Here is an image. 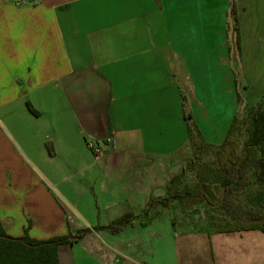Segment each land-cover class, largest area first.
<instances>
[{"label":"crops","instance_id":"1","mask_svg":"<svg viewBox=\"0 0 264 264\" xmlns=\"http://www.w3.org/2000/svg\"><path fill=\"white\" fill-rule=\"evenodd\" d=\"M238 63L254 104L264 96V0H0L5 233L47 240L87 230L58 246L59 264H264L259 230L186 228L197 250L176 246L170 209L145 226L139 218L189 154L181 93L194 122L215 126L206 103L214 74L228 83L232 118ZM200 129L221 143L222 132L216 140ZM88 137L102 141L101 154ZM127 215L136 217L119 232L95 229Z\"/></svg>","mask_w":264,"mask_h":264},{"label":"trees","instance_id":"2","mask_svg":"<svg viewBox=\"0 0 264 264\" xmlns=\"http://www.w3.org/2000/svg\"><path fill=\"white\" fill-rule=\"evenodd\" d=\"M230 21L232 25L229 24ZM229 26L234 31L238 30L237 16L233 11L232 15H228ZM181 98L191 155L186 158L181 172L168 182L164 196L151 197L148 200L139 215L142 225L145 226L157 217L160 208L179 210L183 216L191 217L196 207L201 206L208 217L207 229L204 228L208 234L246 230H259L264 233L262 199L253 201L250 197L245 200L241 198L251 185H257L264 191V96L253 105L245 103L241 111L237 110L218 145L203 138L192 120L188 101L183 93ZM209 154L211 161L205 167L216 187L196 183L192 187L181 188L183 177L198 168L203 157ZM135 217L127 215L95 229L119 232ZM171 224L175 227L176 221L173 217ZM86 231L36 240L28 237L26 233L21 237L7 235L0 222V264H59L58 246L76 242Z\"/></svg>","mask_w":264,"mask_h":264},{"label":"rangeland","instance_id":"3","mask_svg":"<svg viewBox=\"0 0 264 264\" xmlns=\"http://www.w3.org/2000/svg\"><path fill=\"white\" fill-rule=\"evenodd\" d=\"M230 23H232V22L230 21ZM234 66H235V72H236V76H237V95L240 99L238 111H241L242 105H244L245 103L250 104V100H252L255 96H258L257 95L258 93H256V91H254V89H252V86L249 82L248 83L246 82V75L243 74L242 70H241L242 64L238 63V68L236 65H234ZM237 70H238V73H237ZM211 76H212V78H211ZM210 79H212V80H210ZM218 79H219L218 76H215L214 74L210 75L208 73V80L210 82V88L214 92V95H212V97L211 96L206 97V103L208 102L207 114L216 119L215 126L212 125L211 119H208V118L202 119L201 122L199 121L200 122L199 124L196 123L198 121L195 120L193 108L191 105H189V103H188V108L190 109L191 116H193L192 120L196 121L195 124L197 125L198 129H200V127H201L202 131L204 133H206L205 135L208 138H213L216 140L220 139L219 133L221 134V132H222L223 135L220 139V141H222L223 136H224L232 118H230L231 107L229 104V99H228L227 94L225 93L226 88L228 86V83H226L224 81L223 85L220 87V85L218 83ZM246 94H248V96H250L249 99H248ZM258 100H259V97H258L257 101ZM250 105H253V104H250ZM190 155H191V146H190L189 154L184 159H182L183 164H184L186 158L189 157ZM210 161H211V155L210 154L204 156L202 161L200 162L199 167L196 168L194 171L188 172L183 177L180 187L181 188L184 186L192 187L196 183H202V184L207 185L208 187H214L215 188L216 185L212 182L213 180L211 179V176L205 167V164L209 163ZM247 197H250L251 199H253V201L257 200L258 198H259V200L262 199V201L264 203V191H261V189L257 185H251L247 189L246 193L241 196V198L243 200H245ZM170 217L171 218L173 217L176 221L175 227L172 226L170 228V234L173 238H175L176 246H179V244H181L183 242L187 243L189 241L190 248L201 250L204 247L202 245H199L197 242L187 240L184 236V235H189L187 232H185L187 230L186 228H188V229L191 228L190 231H193L195 229H196V231H198V229H200V231H203V228L207 229L206 223H207L208 217L205 214V212L201 206L196 207V209L194 210L193 215L191 217L183 216L179 210H173V211L170 210ZM205 232H206V230H205ZM191 233H197V232H191ZM194 243H196V244H194ZM209 246H210V243L206 239V247H207L206 249L207 250L210 249ZM207 252H208V254H210L209 251H207ZM198 264H202V262H200Z\"/></svg>","mask_w":264,"mask_h":264},{"label":"built area","instance_id":"4","mask_svg":"<svg viewBox=\"0 0 264 264\" xmlns=\"http://www.w3.org/2000/svg\"><path fill=\"white\" fill-rule=\"evenodd\" d=\"M87 147L95 154L99 155L102 152V141L91 139V137H88L86 140Z\"/></svg>","mask_w":264,"mask_h":264}]
</instances>
